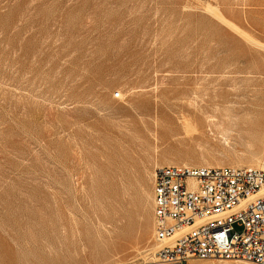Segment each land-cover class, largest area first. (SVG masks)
Instances as JSON below:
<instances>
[{
  "label": "rangeland",
  "instance_id": "rangeland-1",
  "mask_svg": "<svg viewBox=\"0 0 264 264\" xmlns=\"http://www.w3.org/2000/svg\"><path fill=\"white\" fill-rule=\"evenodd\" d=\"M242 32L264 0H0V264H155L159 167L264 156Z\"/></svg>",
  "mask_w": 264,
  "mask_h": 264
},
{
  "label": "built area",
  "instance_id": "built-area-1",
  "mask_svg": "<svg viewBox=\"0 0 264 264\" xmlns=\"http://www.w3.org/2000/svg\"><path fill=\"white\" fill-rule=\"evenodd\" d=\"M179 231L184 233L175 238ZM154 241L155 264L208 259L264 264V157L259 169L159 167Z\"/></svg>",
  "mask_w": 264,
  "mask_h": 264
},
{
  "label": "bare ground",
  "instance_id": "bare-ground-1",
  "mask_svg": "<svg viewBox=\"0 0 264 264\" xmlns=\"http://www.w3.org/2000/svg\"><path fill=\"white\" fill-rule=\"evenodd\" d=\"M213 8V7H212ZM215 9H217V8H215ZM216 12L218 13L217 15H219V17L223 20V21H225V22H227V20L225 19V18H223V16L221 15V13H220V10H216ZM215 12V13H216ZM230 26H232L233 28H235L236 30H238V28L237 27H235V25H232V24H230V23H228ZM247 32V31H246ZM242 34H243V36H245L248 40V42L250 41V42H252L254 45H257V46H259V47H262V48H264V44H262L259 40V42L258 41H256L255 39H253V38H251L249 35H246V34H244L243 32H242ZM251 36H253V35H251ZM119 93H120V95H121V92L119 91ZM213 99V98H212ZM214 106V105H213ZM216 106V105H215ZM143 113V112H142ZM146 115V114H145ZM145 115H144V118H145ZM214 116V115H213ZM227 116H228V114H227ZM156 117V116H155ZM142 119V118H141ZM143 120V119H142ZM263 131H264V128H263ZM227 133V132H226ZM224 135V134H223ZM232 135V134H231ZM226 137H227V135H225ZM230 136V135H229ZM224 137V136H223ZM224 139H225V137H224ZM228 139H229V137H228ZM226 141V140H225ZM264 157V156H263ZM179 162V161H178ZM262 163H263V158H261L260 156H256V157H254V158H252L249 162H248V168H253V169H259V168H261L262 167ZM162 164V163H161ZM180 164V163H179ZM181 164H183V163H181ZM185 164V163H184ZM205 165H206V167H221V166H224L223 164H213V163H205ZM226 165V164H225ZM159 166H161V165H159ZM203 167V166H202ZM154 176V175H153ZM151 197V196H150ZM251 199H249V200H247V201H245L243 204H246L247 202H249ZM151 224V223H150ZM153 225V224H152ZM184 233V231H179L177 234H176V236H175V238L176 237H179V236H181L182 234ZM154 247V246H153ZM156 247H154V249H155ZM153 249V251H155ZM150 250V249H149ZM157 250H158V247H157V249H156V252L155 253H157ZM150 252V251H149ZM152 252V251H151ZM147 253H148V251H147ZM149 254V253H148ZM156 255V254H155ZM155 257V256H154ZM156 262V261H155Z\"/></svg>",
  "mask_w": 264,
  "mask_h": 264
}]
</instances>
